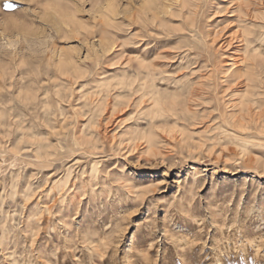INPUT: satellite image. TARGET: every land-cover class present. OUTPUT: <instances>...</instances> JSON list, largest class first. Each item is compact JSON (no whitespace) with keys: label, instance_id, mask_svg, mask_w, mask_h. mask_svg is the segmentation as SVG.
<instances>
[{"label":"rangeland","instance_id":"obj_1","mask_svg":"<svg viewBox=\"0 0 264 264\" xmlns=\"http://www.w3.org/2000/svg\"><path fill=\"white\" fill-rule=\"evenodd\" d=\"M0 264H264V0H0Z\"/></svg>","mask_w":264,"mask_h":264},{"label":"bare ground","instance_id":"obj_2","mask_svg":"<svg viewBox=\"0 0 264 264\" xmlns=\"http://www.w3.org/2000/svg\"><path fill=\"white\" fill-rule=\"evenodd\" d=\"M227 2V1H226ZM234 4V3H233ZM245 4V3H244ZM261 5V4H260ZM250 6V5H249ZM249 6L247 5V4H245V5H242V4H238L237 6H235V10H236V7L239 9V11H240V13H239V16L241 17V18H245V17H249L248 15H249V11H250V9H249ZM238 12V11H237ZM246 19V18H245ZM239 21V20H238ZM229 22V21H228ZM223 30V29H222ZM222 30H220V32H222ZM201 32V31H200ZM249 32V31H248ZM247 32V34H250V33H252L251 31L248 33ZM237 34V33H236ZM247 34H246V36H244V37H242V42L243 43H246V44H248V46H249V44L250 43H252V39L250 38V37H248L247 36ZM211 38H210V40L208 41V43H206V44H208L207 46L208 47H211V48H215V50L216 49H218L219 47H226V49L231 45V41H232V37L233 36H235V35H232V34H229V35H227L224 39H223V41L221 40V42H217L216 43V40H217V38H218V35H219V33L217 32V30H213V31H211ZM244 34H242V36H243ZM239 38H241L240 36H239ZM131 39V38H130ZM140 39V38H139ZM240 40V39H239ZM235 41V40H234ZM237 41H238V38H237ZM139 42V41H138ZM142 42V41H141ZM216 43V44H215ZM219 43V44H218ZM218 44V46L217 47H215L216 45ZM189 46V45H188ZM232 46H233V44H232ZM253 47H255V46H253ZM258 47V46H257ZM257 47H255V49L257 48ZM111 48V47H110ZM210 48V49H211ZM143 49H145V48H143ZM145 50H147V49H145ZM145 52V51H144ZM145 54H146V52H145ZM231 56V55H230ZM142 58L139 60V58H134L135 60H136V62H137V64H138V69L136 70V72L134 73L135 74V79H134V81H133V83L131 82L130 84H129V86L131 87V90H132V92H135V93H140V95H141V97H144L145 95H148V97H149V99L150 100H152L151 102H153L152 104L154 105V104H157L158 103V98H156V95H157V93H158V88H157V85L159 84V83H161L162 81H164L165 80V77H163V75H162V71L161 70H159L158 68H157V66L158 65H160V63H158V62H155V60H154V58H148L147 56H141ZM206 57H207V54H206ZM254 57H255V55L254 56H252V55H248L247 56V59L249 60V61H251V62H253L254 60ZM148 58V59H147ZM133 59V60H134ZM147 59V60H146ZM233 59V58H232ZM231 59V60H232ZM246 59V61H248ZM143 60H145L146 62H144ZM234 63V62H233ZM246 63H248V62H246ZM245 63V64H246ZM164 64V63H163ZM215 64V63H214ZM249 64V63H248ZM251 65H252V63H250ZM197 65V64H196ZM229 66H230V63H229ZM214 67H216V65H214ZM231 68V67H230ZM247 68H249V65H248V67ZM141 69H143L144 71H142ZM229 71V70H228ZM238 78H240L239 76H238ZM120 80V79H119ZM159 81V82H158ZM253 82V80H252V77L251 76H247V78H246V81H243V80H241V81H239L238 82V86H241V87H243V90L245 91V92H248L249 91V87H250V82ZM237 84V83H236ZM201 85V84H200ZM160 87V86H159ZM102 89V88H101ZM129 89V88H128ZM187 90V89H186ZM231 90V89H230ZM179 92V91H178ZM196 94V90L194 89V88H191V91H190V93H189V96H190V98H192V96H194ZM245 96H247L245 93L243 94V96L242 97H244L245 98ZM142 99V98H141ZM246 100V99H245ZM247 105V104H246ZM246 109V108H245ZM249 112V111H248ZM234 117V116H233ZM242 118V117H241ZM233 122V121H232ZM233 130H235V129H233ZM236 131V130H235ZM247 131V130H246ZM245 131V132H246ZM233 133V132H232ZM236 133H237V131H236ZM234 135H236V134H234ZM238 135V134H237ZM240 136V135H239ZM245 137V136H244ZM240 138V137H239ZM246 138V137H245ZM250 139V138H249ZM60 191V190H59Z\"/></svg>","mask_w":264,"mask_h":264},{"label":"snow or ice","instance_id":"obj_3","mask_svg":"<svg viewBox=\"0 0 264 264\" xmlns=\"http://www.w3.org/2000/svg\"><path fill=\"white\" fill-rule=\"evenodd\" d=\"M6 7H8V8H11V7H12V5H11V4H8V5H6Z\"/></svg>","mask_w":264,"mask_h":264}]
</instances>
